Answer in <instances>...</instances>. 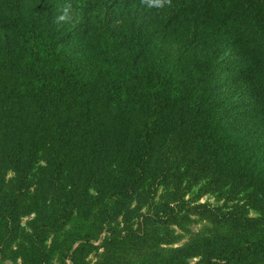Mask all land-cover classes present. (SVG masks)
Segmentation results:
<instances>
[{
	"label": "trees",
	"instance_id": "1",
	"mask_svg": "<svg viewBox=\"0 0 264 264\" xmlns=\"http://www.w3.org/2000/svg\"><path fill=\"white\" fill-rule=\"evenodd\" d=\"M179 142L264 196V0H0V243L25 211L30 244L53 233L63 253H88L104 230L105 244L143 243L133 217L177 221L154 199L163 148ZM238 212H221V239L142 264L264 261V209Z\"/></svg>",
	"mask_w": 264,
	"mask_h": 264
},
{
	"label": "rangeland",
	"instance_id": "2",
	"mask_svg": "<svg viewBox=\"0 0 264 264\" xmlns=\"http://www.w3.org/2000/svg\"><path fill=\"white\" fill-rule=\"evenodd\" d=\"M225 56L224 51L222 57ZM227 85V81L221 78L222 92L227 89ZM182 143L165 144L162 151L164 157L159 164H164L168 169L167 179L157 187L154 199L155 204L169 199L178 216L177 221L162 226L148 218L136 216L131 222L139 234H147L143 243L130 241L116 246L105 244L104 230L94 240V247L88 253L77 252L72 255L71 251L77 244H72L71 250L63 253L61 250L66 244H54L56 235L53 233L47 235L43 244H30L26 233L30 232L29 219L33 218L34 212L25 211L17 219L18 227H12L6 241L0 243V264H142L143 259H150V254L159 252L161 255L157 258H167L171 250L191 242L197 243L203 236L209 237L211 242L221 239L217 237L232 230L231 223L222 220L221 212L232 210L238 213L243 211L253 217L262 215L259 211L264 209V196L255 202L252 190L244 188L245 182L215 171L213 165L205 160L197 162L194 152L186 145L181 146ZM6 173V180H11L12 172L8 170ZM204 203L220 209L215 213L204 211L200 208ZM138 204L136 200L133 202L134 206ZM142 206V212L148 215V205L145 203ZM121 222H124L123 219ZM58 236L60 240L62 235ZM196 259V256H189L187 261L192 264ZM255 261L264 264L262 258L257 257Z\"/></svg>",
	"mask_w": 264,
	"mask_h": 264
},
{
	"label": "clouds",
	"instance_id": "3",
	"mask_svg": "<svg viewBox=\"0 0 264 264\" xmlns=\"http://www.w3.org/2000/svg\"><path fill=\"white\" fill-rule=\"evenodd\" d=\"M149 8H163L166 4H171V0H143ZM70 5H65L62 14L56 17V23L61 24L71 19Z\"/></svg>",
	"mask_w": 264,
	"mask_h": 264
}]
</instances>
